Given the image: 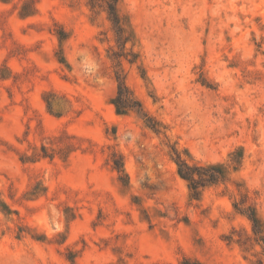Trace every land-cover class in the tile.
<instances>
[{"label": "rangeland", "instance_id": "374dc122", "mask_svg": "<svg viewBox=\"0 0 264 264\" xmlns=\"http://www.w3.org/2000/svg\"><path fill=\"white\" fill-rule=\"evenodd\" d=\"M115 6L124 46L104 0H0V264L264 262V0ZM171 148L224 181L194 194Z\"/></svg>", "mask_w": 264, "mask_h": 264}, {"label": "trees", "instance_id": "16d2710c", "mask_svg": "<svg viewBox=\"0 0 264 264\" xmlns=\"http://www.w3.org/2000/svg\"><path fill=\"white\" fill-rule=\"evenodd\" d=\"M104 1L105 11L108 19L116 29V33L118 36L117 41L120 46H124L126 44V41L125 37L123 36L122 27L120 26L119 18L116 13L115 5L117 0ZM115 55L116 57H119L118 54ZM128 62L130 64L134 63L133 60ZM114 78L117 84V95L112 101V105L114 106L116 112L118 114H125L131 111L140 113L146 127L150 131L158 136H164L160 123L143 111L141 103L136 100L132 93L129 91L124 79L117 75H115ZM171 152L173 155L172 161L176 165L177 175L181 180L187 183L189 189L194 194L198 193L199 188H202L206 185L218 184L219 182L224 181V172L219 165L200 166L198 164L190 163L188 159L183 158L182 154L174 148H171ZM235 154L236 152H232L228 156L231 162V166L234 170H236V168L240 166L243 159L242 155L236 157ZM232 206L237 214L244 217L249 222L253 236L262 241V231L259 219L255 213V210L247 203V197L245 195H242L239 201H233ZM259 264H264V262L259 261Z\"/></svg>", "mask_w": 264, "mask_h": 264}]
</instances>
